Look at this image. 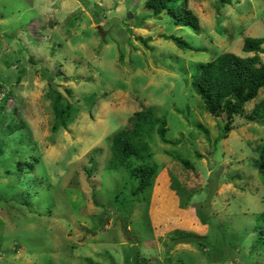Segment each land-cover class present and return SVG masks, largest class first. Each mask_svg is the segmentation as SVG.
Returning a JSON list of instances; mask_svg holds the SVG:
<instances>
[{
    "label": "rangeland",
    "instance_id": "374dc122",
    "mask_svg": "<svg viewBox=\"0 0 264 264\" xmlns=\"http://www.w3.org/2000/svg\"><path fill=\"white\" fill-rule=\"evenodd\" d=\"M147 1L0 0V264H264V118L247 117L264 88L225 133L192 86L201 63L252 55L264 0H189L199 29ZM54 94L70 113L56 130ZM148 107L169 127L168 143L146 136L153 213L154 186L134 197L107 168L113 134Z\"/></svg>",
    "mask_w": 264,
    "mask_h": 264
},
{
    "label": "trees",
    "instance_id": "16d2710c",
    "mask_svg": "<svg viewBox=\"0 0 264 264\" xmlns=\"http://www.w3.org/2000/svg\"><path fill=\"white\" fill-rule=\"evenodd\" d=\"M188 1L148 0L146 4L156 16L168 11L176 26L199 29L197 16L186 9ZM232 1L220 0L222 4H231ZM167 38L172 39L182 49L190 47L189 42L180 36L171 34ZM243 50L252 55L244 57L234 52H224L208 62L201 63L199 69L192 75V86L204 101L207 111L215 117L226 115L225 133L231 131L234 117L243 115L246 104L257 100L261 89L264 88V59L262 60L261 56L264 55V37H246ZM53 108L57 120L54 129H58L59 126L66 127L70 117L69 104H65L61 94H54ZM14 115L12 113V117ZM257 116L264 118V98L260 99L253 112L247 115L250 120ZM130 120V128L117 131L110 139L111 158L107 168L124 169L130 178L137 182L138 186L132 192L135 197L145 190H151L158 175V164L153 162L154 153L146 136L156 133L168 143L169 127L167 119L155 115L152 107L136 111ZM20 127H22L20 123L13 121L9 124L12 131ZM3 152L4 147L1 146L0 156ZM181 160L185 166L191 167L190 162L183 158ZM257 166L264 174V142L259 149ZM258 219L264 223V213L259 214ZM192 236L180 235L178 240L182 239L181 242H185L183 240H190ZM260 240L264 242V237L260 236L258 241Z\"/></svg>",
    "mask_w": 264,
    "mask_h": 264
},
{
    "label": "crops",
    "instance_id": "0c3cea01",
    "mask_svg": "<svg viewBox=\"0 0 264 264\" xmlns=\"http://www.w3.org/2000/svg\"><path fill=\"white\" fill-rule=\"evenodd\" d=\"M152 204H153V206H154V208H153V206H151L152 208V213H153V211H155V185H154V194H153V197H152Z\"/></svg>",
    "mask_w": 264,
    "mask_h": 264
}]
</instances>
